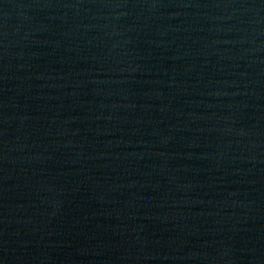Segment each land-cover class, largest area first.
Instances as JSON below:
<instances>
[{
  "label": "water",
  "instance_id": "obj_1",
  "mask_svg": "<svg viewBox=\"0 0 264 264\" xmlns=\"http://www.w3.org/2000/svg\"><path fill=\"white\" fill-rule=\"evenodd\" d=\"M0 264H264V0H0Z\"/></svg>",
  "mask_w": 264,
  "mask_h": 264
}]
</instances>
